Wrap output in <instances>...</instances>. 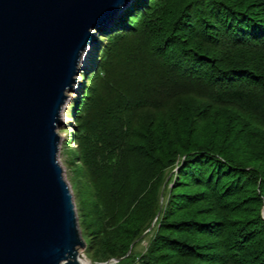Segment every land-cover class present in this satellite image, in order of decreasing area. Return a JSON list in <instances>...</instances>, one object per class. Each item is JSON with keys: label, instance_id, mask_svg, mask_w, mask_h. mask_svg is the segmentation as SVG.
Instances as JSON below:
<instances>
[{"label": "trees", "instance_id": "obj_1", "mask_svg": "<svg viewBox=\"0 0 264 264\" xmlns=\"http://www.w3.org/2000/svg\"><path fill=\"white\" fill-rule=\"evenodd\" d=\"M112 24L70 111L85 257L264 264V0H131Z\"/></svg>", "mask_w": 264, "mask_h": 264}, {"label": "water", "instance_id": "obj_2", "mask_svg": "<svg viewBox=\"0 0 264 264\" xmlns=\"http://www.w3.org/2000/svg\"><path fill=\"white\" fill-rule=\"evenodd\" d=\"M130 1L0 0V264H109L80 253L58 129L93 30Z\"/></svg>", "mask_w": 264, "mask_h": 264}, {"label": "rangeland", "instance_id": "obj_3", "mask_svg": "<svg viewBox=\"0 0 264 264\" xmlns=\"http://www.w3.org/2000/svg\"><path fill=\"white\" fill-rule=\"evenodd\" d=\"M117 14H115V16ZM111 27L112 26L106 28L105 30L102 29L98 31L93 30L96 43L89 44L85 48V50L81 54V60L79 63L80 66L79 74H82L83 76H80L78 78L79 81L78 84L75 85L71 91L67 92V98L65 100L63 108L61 109L60 117L62 123L58 129V134L60 138L58 144L57 159L62 168L63 178L70 188L75 209L78 207L80 200L84 197L85 184H84V180L81 179L79 175H77L79 174V170H78L79 163H77L74 159V153H75L74 152L75 142L73 141L74 133H71L74 132L76 128V124L74 118L70 117V111L72 109V105L75 97L81 96L83 94L85 86L87 85V83H90L89 81L90 75L93 73V71L96 70V67L98 65L100 46L101 44H104L105 41V39L104 40L100 39L101 36L100 34H105V32H108ZM79 99L80 97H78L77 102L74 105V109H73L74 114L76 111H78L77 105L79 103ZM131 246L132 245H130L129 248ZM145 246H146V240L143 239L134 247V252L136 253L142 252ZM84 248H85V244H84ZM80 253L83 255L85 259H87L84 255V249L80 251ZM87 260L90 261L89 259ZM111 260H108L106 262H108L109 264H115Z\"/></svg>", "mask_w": 264, "mask_h": 264}, {"label": "bare ground", "instance_id": "obj_4", "mask_svg": "<svg viewBox=\"0 0 264 264\" xmlns=\"http://www.w3.org/2000/svg\"><path fill=\"white\" fill-rule=\"evenodd\" d=\"M108 26H109V27L112 26V23H110ZM109 27H108V28H109Z\"/></svg>", "mask_w": 264, "mask_h": 264}]
</instances>
